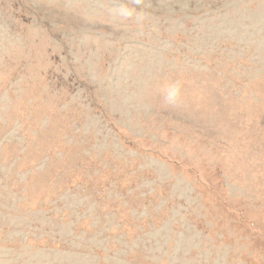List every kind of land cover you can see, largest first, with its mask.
I'll use <instances>...</instances> for the list:
<instances>
[{
  "label": "rangeland",
  "instance_id": "374dc122",
  "mask_svg": "<svg viewBox=\"0 0 264 264\" xmlns=\"http://www.w3.org/2000/svg\"><path fill=\"white\" fill-rule=\"evenodd\" d=\"M0 264H264V0H0Z\"/></svg>",
  "mask_w": 264,
  "mask_h": 264
}]
</instances>
